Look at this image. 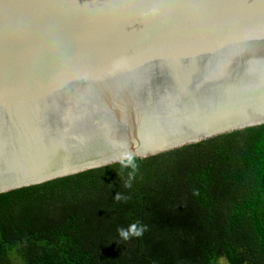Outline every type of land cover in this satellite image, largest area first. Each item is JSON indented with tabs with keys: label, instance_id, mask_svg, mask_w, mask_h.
<instances>
[{
	"label": "water",
	"instance_id": "water-1",
	"mask_svg": "<svg viewBox=\"0 0 264 264\" xmlns=\"http://www.w3.org/2000/svg\"><path fill=\"white\" fill-rule=\"evenodd\" d=\"M264 125V0H0V194Z\"/></svg>",
	"mask_w": 264,
	"mask_h": 264
},
{
	"label": "trees",
	"instance_id": "trees-1",
	"mask_svg": "<svg viewBox=\"0 0 264 264\" xmlns=\"http://www.w3.org/2000/svg\"><path fill=\"white\" fill-rule=\"evenodd\" d=\"M221 260L264 264V125L0 194V264Z\"/></svg>",
	"mask_w": 264,
	"mask_h": 264
},
{
	"label": "clouds",
	"instance_id": "clouds-1",
	"mask_svg": "<svg viewBox=\"0 0 264 264\" xmlns=\"http://www.w3.org/2000/svg\"><path fill=\"white\" fill-rule=\"evenodd\" d=\"M132 234H134V235H140L141 233L138 232V231H136L135 227L133 226ZM121 235H122L125 239H127L128 236H129V233H127V232H123V231H122V232H121Z\"/></svg>",
	"mask_w": 264,
	"mask_h": 264
},
{
	"label": "rangeland",
	"instance_id": "rangeland-1",
	"mask_svg": "<svg viewBox=\"0 0 264 264\" xmlns=\"http://www.w3.org/2000/svg\"><path fill=\"white\" fill-rule=\"evenodd\" d=\"M219 264H228L226 260H221Z\"/></svg>",
	"mask_w": 264,
	"mask_h": 264
}]
</instances>
